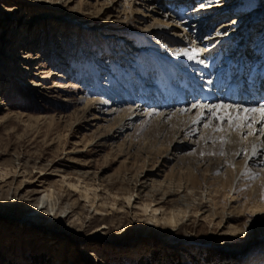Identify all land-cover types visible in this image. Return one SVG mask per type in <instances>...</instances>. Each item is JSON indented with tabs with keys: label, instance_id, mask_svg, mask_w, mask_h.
<instances>
[{
	"label": "rangeland",
	"instance_id": "rangeland-1",
	"mask_svg": "<svg viewBox=\"0 0 264 264\" xmlns=\"http://www.w3.org/2000/svg\"><path fill=\"white\" fill-rule=\"evenodd\" d=\"M232 2L236 11L227 18L234 27L241 15L264 6V0ZM151 21L128 9L92 6V0H0V117L7 111L26 116L0 118V264H264V210L253 211L264 203L262 193L252 196L246 181L230 189L223 176L226 155H209L208 147L203 156L189 154L195 148H177L171 129L162 136L136 123L127 138L105 141L115 120H95L78 109L87 100L120 104L126 95L133 101L120 107L136 104L140 93L124 80L145 66L143 56L162 41L156 38L160 26ZM260 24L244 46L257 63L264 45ZM240 40L225 56L237 58L233 49L243 45ZM25 53L38 59L20 60ZM235 69L226 66L229 75ZM43 70L49 72L45 79ZM131 79L137 89L150 85L142 75ZM67 83L76 86L68 94L54 88ZM150 102L143 107L153 109ZM144 168L166 182L154 197L133 192L131 183ZM48 188L59 196L51 226L45 215L21 221L33 213V198ZM185 190L196 202L183 216L178 197Z\"/></svg>",
	"mask_w": 264,
	"mask_h": 264
},
{
	"label": "bare ground",
	"instance_id": "bare-ground-1",
	"mask_svg": "<svg viewBox=\"0 0 264 264\" xmlns=\"http://www.w3.org/2000/svg\"><path fill=\"white\" fill-rule=\"evenodd\" d=\"M60 1L67 2L73 0ZM189 1L192 0H92V6L102 4L110 9L111 12L128 9L142 14L144 18L152 19L151 26H160V31L158 32L161 34L158 33L156 38L162 41H159L160 43H153V50L143 56L145 59V66L143 68L125 76L124 81L127 82L126 85H129L128 88L140 93L137 96L134 95V103L136 104L120 107V105L126 102L133 101V97L126 95V99L122 98L120 104L118 102H115L116 104L108 102L104 104L97 100H87L78 109L82 110L84 115L91 116L95 120L98 119L104 122L110 119L115 120V126L105 136V141L112 142L114 138L121 136L127 138L129 134L126 132L136 123L137 127L149 130L157 129L162 136L171 129L177 139L174 141V144L181 150H189L192 147L195 148L194 152L202 153L206 147H208L207 149L210 152L213 150H223L224 155L227 157V169L223 176L227 178V183H230V189L233 184L236 186L246 181L251 186L250 194L254 197L258 196L259 193H264V164L260 163L262 159L260 156L251 159L249 157H251L253 145L257 146L258 150L264 153V148L259 147L261 144H264V136H248L247 139H244L240 133L227 129L226 125L223 133H217L211 129L203 128L204 121H201L199 124L192 123L197 115L196 109L189 112H181L180 109L190 108L194 103L208 105L223 102L250 105L259 102L261 97H264V45L259 47L258 51L262 53V59L258 63L257 60L253 62L251 57L244 51V46H247L249 43V38H251L255 27L261 26L260 23L263 24L264 22V6L251 9L250 14L248 13L245 16L241 15L243 16L242 21L239 22L237 27H234L235 20L227 18V14L236 11L232 0H198L197 6L191 10L187 6ZM179 4H183V7L179 6ZM213 11L215 12L212 13ZM209 12L212 14L208 15ZM175 18H179L180 22L175 21ZM212 25L215 27L212 28ZM151 26H147L145 29ZM237 40H240V42L245 41L243 45H236L233 49V51H238L239 53H237V58L235 56H225V49H229V45ZM164 42L169 45H165ZM185 49L189 52L197 50L198 55L194 60H188L187 57L182 55H175V53ZM19 58L26 62L38 59L30 57L27 53L22 54ZM250 61L252 64L249 63ZM221 63H224V65L221 66ZM162 65H165L166 68ZM180 65L184 66L182 67L183 69L185 68L184 71L174 73L172 67ZM217 65H220V67H217ZM231 65H234L236 69L234 73L232 72V76L226 77L224 73L226 66L231 67ZM28 66V64H23V70L29 71ZM247 67H250L248 74H244ZM40 73H45V70ZM140 74L142 77L147 78L150 85L137 89L131 77L137 80V78L141 77ZM53 75L59 76V74L54 73ZM47 76H49V72L43 74L42 78L45 79ZM152 76L155 77V81L152 80ZM190 82L193 84V89L188 91L185 89V85ZM246 82L249 90L244 92L243 86ZM75 87V84L72 83L64 85L55 84L54 86L56 90H59L58 92L62 91L65 94L69 93V89ZM242 92L245 94H241ZM143 94L144 96L146 94L149 96L144 98ZM246 94L252 96L251 99H246ZM151 100L152 104L150 107H153V109L148 110L147 105L143 107L145 103L147 104ZM0 103L3 104L1 100ZM187 103L190 104L186 106ZM112 105H116L117 107H112ZM204 113L205 117H207L208 113L206 110H204ZM10 116L20 119L26 117L7 111L0 118L8 119L11 118ZM29 118L27 117V119ZM34 119L44 118L37 117ZM212 123L215 125L217 122L213 121ZM258 127L259 125H257ZM221 135L225 136L230 142L222 146L218 142ZM213 141L216 142L214 143ZM235 153H240V155H236ZM241 155H243V160L237 162L236 157H240ZM148 159L147 156L144 164H147ZM252 165H260L261 168H252ZM219 167L216 166L214 171L217 172ZM79 174L83 177L88 176V172H79ZM154 175L152 170L144 168L135 176L134 183H131L133 184V192L154 197L153 193L165 182H158L155 180L156 177L153 178ZM156 183L158 184L155 185ZM84 187L86 193L87 186L85 185ZM166 195V193L160 195L159 199L161 201L159 203H162L166 199ZM85 196L86 198L88 197L87 194ZM33 199L36 201L33 213L30 216L21 215L20 220L31 222L35 218L40 219L45 215V220H50L47 223L48 226H51L53 222L52 218L55 216V211H57L59 196L54 194L53 189L48 188L38 193ZM178 201L183 207L181 209H184L178 213L183 216L186 215L188 209L196 202L192 198L187 197L186 190L184 194L178 197ZM201 204H198V207ZM68 205L65 203L63 208L68 207ZM145 205V207H148V204ZM158 208L163 209L162 205ZM258 210H264V203L253 207V211ZM167 217L170 221L174 219L173 209L168 210Z\"/></svg>",
	"mask_w": 264,
	"mask_h": 264
},
{
	"label": "snow or ice",
	"instance_id": "snow-or-ice-1",
	"mask_svg": "<svg viewBox=\"0 0 264 264\" xmlns=\"http://www.w3.org/2000/svg\"><path fill=\"white\" fill-rule=\"evenodd\" d=\"M175 55H182L187 57L188 60H194L198 55V52L197 50L189 52L185 49L175 53ZM193 109L197 110V115L193 119L192 123L199 124L201 121H204L203 128L205 129H211L214 132L223 133L225 131L226 125L227 129L232 132L240 133L244 139H247L248 136H264V99H262L260 102L250 105L230 104L223 102L208 105L194 103L190 108L180 109V111L189 112ZM204 110H206L208 113L207 117H205ZM213 121H216L217 123L213 125ZM257 125H259L258 128ZM213 142L215 143L216 141ZM218 142L223 146L230 141L225 136L221 135ZM259 147L264 148V144H261ZM189 154L195 153L193 151ZM208 154L216 155L217 153L210 152ZM224 154L225 153L223 150L219 152V155L221 156ZM235 154L240 155V153ZM201 155L203 156V153H201ZM258 156L262 157L260 163L264 164V153L259 151L257 146L253 145L251 157L249 158L251 159ZM261 198L264 200V193H262Z\"/></svg>",
	"mask_w": 264,
	"mask_h": 264
}]
</instances>
